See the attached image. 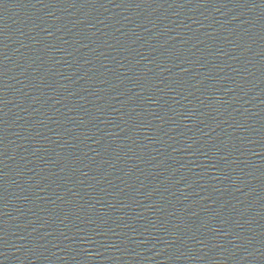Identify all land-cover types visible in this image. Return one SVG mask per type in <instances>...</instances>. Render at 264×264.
<instances>
[{"label":"water","instance_id":"95a60500","mask_svg":"<svg viewBox=\"0 0 264 264\" xmlns=\"http://www.w3.org/2000/svg\"><path fill=\"white\" fill-rule=\"evenodd\" d=\"M85 0H0V86Z\"/></svg>","mask_w":264,"mask_h":264}]
</instances>
